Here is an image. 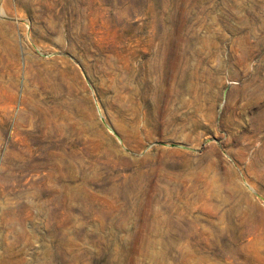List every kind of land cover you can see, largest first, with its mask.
<instances>
[{
	"label": "rangeland",
	"instance_id": "obj_1",
	"mask_svg": "<svg viewBox=\"0 0 264 264\" xmlns=\"http://www.w3.org/2000/svg\"><path fill=\"white\" fill-rule=\"evenodd\" d=\"M0 264H264V0H0Z\"/></svg>",
	"mask_w": 264,
	"mask_h": 264
}]
</instances>
